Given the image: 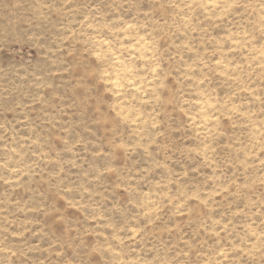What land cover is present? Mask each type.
Here are the masks:
<instances>
[{
  "label": "clouds",
  "instance_id": "clouds-1",
  "mask_svg": "<svg viewBox=\"0 0 264 264\" xmlns=\"http://www.w3.org/2000/svg\"><path fill=\"white\" fill-rule=\"evenodd\" d=\"M0 264H264V0H0Z\"/></svg>",
  "mask_w": 264,
  "mask_h": 264
}]
</instances>
